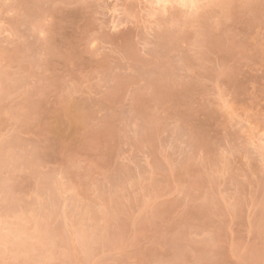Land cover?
Here are the masks:
<instances>
[{"label": "rangeland", "instance_id": "1", "mask_svg": "<svg viewBox=\"0 0 264 264\" xmlns=\"http://www.w3.org/2000/svg\"><path fill=\"white\" fill-rule=\"evenodd\" d=\"M163 2L0 0V264H264V0Z\"/></svg>", "mask_w": 264, "mask_h": 264}, {"label": "bare ground", "instance_id": "2", "mask_svg": "<svg viewBox=\"0 0 264 264\" xmlns=\"http://www.w3.org/2000/svg\"><path fill=\"white\" fill-rule=\"evenodd\" d=\"M164 2L162 3L164 6L166 5V2L167 3H169L170 2V0H163ZM169 1V2H168ZM176 1V0H175ZM179 3H181V5L183 4V5H186L187 4V2L189 3V2H193V0L192 1H188V0H177Z\"/></svg>", "mask_w": 264, "mask_h": 264}]
</instances>
